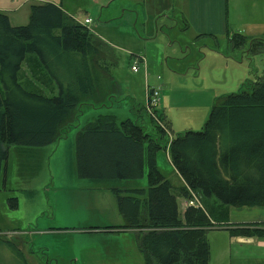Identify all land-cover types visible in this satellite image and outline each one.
Returning a JSON list of instances; mask_svg holds the SVG:
<instances>
[{
    "label": "trees",
    "instance_id": "trees-1",
    "mask_svg": "<svg viewBox=\"0 0 264 264\" xmlns=\"http://www.w3.org/2000/svg\"><path fill=\"white\" fill-rule=\"evenodd\" d=\"M229 40L234 50L247 44L249 56L264 53L263 38L234 32ZM114 65L111 47L57 4H32L24 25H11L0 11V174L11 144L54 143L75 125L82 106L118 102ZM151 112L154 132L130 118L117 122L112 114H99L76 134L81 178L137 180L147 169L146 188H113L123 224L107 228L135 231L144 264H209L212 229L264 238V221L232 223L228 213L230 206L264 205V74L217 97L200 130L167 142L170 121ZM167 147L182 180L178 187L156 164L157 152ZM192 194L201 206L186 205L180 213L177 197ZM9 203L17 207L16 198ZM1 249L20 264H33L3 233Z\"/></svg>",
    "mask_w": 264,
    "mask_h": 264
},
{
    "label": "rangeland",
    "instance_id": "rangeland-1",
    "mask_svg": "<svg viewBox=\"0 0 264 264\" xmlns=\"http://www.w3.org/2000/svg\"><path fill=\"white\" fill-rule=\"evenodd\" d=\"M47 2L59 5L111 47V73L121 91L118 102L78 109L75 125L54 143L9 146L0 174V234L15 240L33 264H144L135 231L107 227L123 224L113 188H146L147 169L137 180L79 177L77 132L99 114H112L117 122L130 118L154 132L153 112L147 108L153 88L160 90L156 114L170 121L165 142L186 130H200L217 97L238 92L264 74V54L249 56L247 44L234 50L229 43L234 32L264 39V28L241 32L229 25L225 31H204L177 14L186 0H0V11L24 25L30 6ZM86 18L92 22L85 24ZM168 151L157 152L156 164L178 187L181 180ZM12 198L16 208L10 206ZM184 200L177 197L180 213ZM228 238L218 231L208 234L209 264H237L238 254L261 258V250L231 244ZM0 264L20 263L1 249Z\"/></svg>",
    "mask_w": 264,
    "mask_h": 264
},
{
    "label": "crops",
    "instance_id": "crops-1",
    "mask_svg": "<svg viewBox=\"0 0 264 264\" xmlns=\"http://www.w3.org/2000/svg\"><path fill=\"white\" fill-rule=\"evenodd\" d=\"M177 14L183 16L188 25H201L204 31L209 29L225 31L229 25L235 26L241 32H246L249 29L252 30V28H264V0H186L185 8L178 10ZM8 18L11 25H16L11 21L9 15ZM250 36L256 35L251 34ZM184 207L185 200L183 209ZM228 213L229 221L232 223L264 221V205L230 206ZM214 231H218L220 235L228 234V241L231 244L248 245L250 248L262 251L261 258H252L238 254L235 258L237 264H264V238L233 236L226 229H212L207 233V237L210 232Z\"/></svg>",
    "mask_w": 264,
    "mask_h": 264
},
{
    "label": "built area",
    "instance_id": "built-area-1",
    "mask_svg": "<svg viewBox=\"0 0 264 264\" xmlns=\"http://www.w3.org/2000/svg\"><path fill=\"white\" fill-rule=\"evenodd\" d=\"M91 22H92V20L89 18H86L84 20L85 24H89ZM132 70H136V68L132 67ZM159 91H160L159 89L153 88L151 93H150V98H149L148 107H147V108H149L150 112L153 109H155V107L157 106L158 97H159V93H160ZM186 205H191V206L197 207V206H201V203L199 201V198L196 195L192 194L191 198H189L188 200L185 201V206Z\"/></svg>",
    "mask_w": 264,
    "mask_h": 264
}]
</instances>
